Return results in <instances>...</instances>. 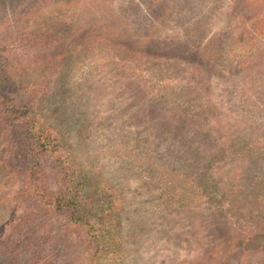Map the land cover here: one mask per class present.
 Masks as SVG:
<instances>
[{
	"label": "rangeland",
	"instance_id": "obj_1",
	"mask_svg": "<svg viewBox=\"0 0 264 264\" xmlns=\"http://www.w3.org/2000/svg\"><path fill=\"white\" fill-rule=\"evenodd\" d=\"M0 73L117 221L39 204L0 117V264H264V0H0Z\"/></svg>",
	"mask_w": 264,
	"mask_h": 264
},
{
	"label": "trees",
	"instance_id": "obj_2",
	"mask_svg": "<svg viewBox=\"0 0 264 264\" xmlns=\"http://www.w3.org/2000/svg\"><path fill=\"white\" fill-rule=\"evenodd\" d=\"M26 90L0 73V117L10 125L11 159L23 167L34 198L69 223L95 227L97 235L116 231L112 208L105 199L97 200L102 193L100 185L86 177L61 135L41 118L36 96Z\"/></svg>",
	"mask_w": 264,
	"mask_h": 264
}]
</instances>
